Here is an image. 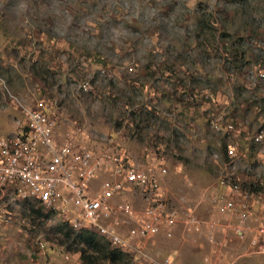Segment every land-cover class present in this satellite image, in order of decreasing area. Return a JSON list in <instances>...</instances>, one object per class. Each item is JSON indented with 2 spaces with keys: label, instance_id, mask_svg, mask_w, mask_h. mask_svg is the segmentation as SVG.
<instances>
[{
  "label": "rangeland",
  "instance_id": "rangeland-1",
  "mask_svg": "<svg viewBox=\"0 0 264 264\" xmlns=\"http://www.w3.org/2000/svg\"><path fill=\"white\" fill-rule=\"evenodd\" d=\"M26 109H48L61 135L163 164L179 222L147 240L148 255L264 264L222 230L220 211L235 189L264 205V0H0V138L20 130ZM104 176L87 182L90 195ZM34 201L0 196V264H43L38 240L57 248L64 221ZM62 248L69 259L53 251L45 260L82 264Z\"/></svg>",
  "mask_w": 264,
  "mask_h": 264
},
{
  "label": "built area",
  "instance_id": "built-area-1",
  "mask_svg": "<svg viewBox=\"0 0 264 264\" xmlns=\"http://www.w3.org/2000/svg\"><path fill=\"white\" fill-rule=\"evenodd\" d=\"M101 73L109 74L105 70ZM79 87L86 91L89 85L82 83ZM228 128L233 130L232 125ZM77 133L61 135L48 109H26L23 127L6 139L0 138V196L38 201L72 229L96 232L140 264V260L146 264H174L168 258L160 260L145 251L148 239L169 233L179 222L163 190L167 169L154 158L136 163L111 146L92 147L79 141ZM261 138V133L255 137L257 141ZM228 155L233 158L236 150L229 149ZM98 173L105 176L90 195L87 182ZM59 184L70 191L68 197H61L57 191ZM125 193L137 196L140 204H129L123 198ZM234 193L220 206L226 220L222 230L244 243L248 253L264 255V205L255 209L252 195L238 189ZM119 213L126 218L120 219ZM6 222L5 214H0V225ZM184 223L195 229L199 226L193 214H188ZM209 238L213 241L212 231ZM35 244L44 256L43 264H50L45 258L53 251L65 259L70 257L69 252L62 247L54 249L49 241L38 240Z\"/></svg>",
  "mask_w": 264,
  "mask_h": 264
},
{
  "label": "trees",
  "instance_id": "trees-1",
  "mask_svg": "<svg viewBox=\"0 0 264 264\" xmlns=\"http://www.w3.org/2000/svg\"><path fill=\"white\" fill-rule=\"evenodd\" d=\"M33 205L42 207L38 201ZM38 211V209H37ZM58 247L79 253L82 264H137L126 252L112 247L103 237L88 229H72L66 222L57 228Z\"/></svg>",
  "mask_w": 264,
  "mask_h": 264
},
{
  "label": "crops",
  "instance_id": "crops-1",
  "mask_svg": "<svg viewBox=\"0 0 264 264\" xmlns=\"http://www.w3.org/2000/svg\"><path fill=\"white\" fill-rule=\"evenodd\" d=\"M21 127H23V124H22V126ZM57 131H58V128H57ZM59 132V131H58ZM16 134V133H15ZM14 135V134H13ZM51 253V252H50Z\"/></svg>",
  "mask_w": 264,
  "mask_h": 264
}]
</instances>
